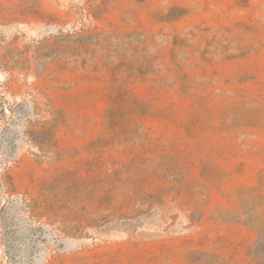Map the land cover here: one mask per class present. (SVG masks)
Instances as JSON below:
<instances>
[{
    "label": "rangeland",
    "instance_id": "obj_1",
    "mask_svg": "<svg viewBox=\"0 0 264 264\" xmlns=\"http://www.w3.org/2000/svg\"><path fill=\"white\" fill-rule=\"evenodd\" d=\"M0 264H264V0H0Z\"/></svg>",
    "mask_w": 264,
    "mask_h": 264
},
{
    "label": "water",
    "instance_id": "obj_2",
    "mask_svg": "<svg viewBox=\"0 0 264 264\" xmlns=\"http://www.w3.org/2000/svg\"><path fill=\"white\" fill-rule=\"evenodd\" d=\"M60 244H64L65 248H69V247L74 248V247H77L80 244V242L79 241L65 240V241L59 242L58 245H60Z\"/></svg>",
    "mask_w": 264,
    "mask_h": 264
}]
</instances>
